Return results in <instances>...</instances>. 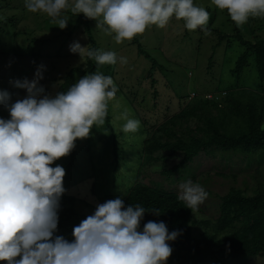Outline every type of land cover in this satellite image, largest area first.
I'll return each mask as SVG.
<instances>
[{
    "label": "clouds",
    "instance_id": "1",
    "mask_svg": "<svg viewBox=\"0 0 264 264\" xmlns=\"http://www.w3.org/2000/svg\"><path fill=\"white\" fill-rule=\"evenodd\" d=\"M226 10L237 26L250 18L264 17V0H211ZM27 11L42 12L63 30L69 22L64 13L83 14L95 28L113 35L116 43L132 40L150 25L165 27L175 18L187 30L206 31L209 13L194 0H24ZM69 51L87 56L97 66L127 62L110 50L91 49L78 41ZM43 65L33 79L10 81L26 95L13 101L0 91V105L9 118H0V261L6 264H166L170 243L181 230L168 231L163 221H148L139 204L125 207L120 196L96 205L91 215L72 229L73 239L56 235L65 169L54 162L66 157L77 140L87 139L91 129L104 125L108 102L118 91L110 76L87 73L67 90L54 96L40 84ZM125 133L136 132L140 121L122 112ZM179 199L195 209L208 193L198 183L179 185ZM149 213V212H148ZM151 214L160 216L157 211ZM19 257V259H17Z\"/></svg>",
    "mask_w": 264,
    "mask_h": 264
},
{
    "label": "rangeland",
    "instance_id": "2",
    "mask_svg": "<svg viewBox=\"0 0 264 264\" xmlns=\"http://www.w3.org/2000/svg\"><path fill=\"white\" fill-rule=\"evenodd\" d=\"M194 4L204 7L209 13V21L205 26L206 31L200 28L187 30L182 20L172 18L163 28L150 25L144 33L130 41L125 40L118 44L113 39L114 34L108 35L94 28L100 49L113 51L118 58L125 57L127 62L121 64L118 59L114 65L97 66L93 60L91 61L98 72L113 79L118 91L116 96L108 102L107 115L110 121H105L104 125L97 129L93 127L89 138L82 139L84 142L77 140V142L85 143L87 156L90 157L94 167V170L89 173L90 177L87 169L83 165L78 166L71 157L66 156L64 162L61 160L53 164V166L60 164L65 169L63 185L66 191L63 195L77 201L76 211L83 219L91 215L99 203L117 196L124 200L140 183H145L163 193H175L178 196L179 185L185 181L191 180L193 183L200 184L208 195L203 203L192 209L196 220L216 221L223 203L222 198L231 191H238L244 197L264 195L263 150L250 154L242 151L226 152L213 147L207 152L199 153L191 163L175 171L170 177L162 175L161 172L165 167H175L179 163L176 157L171 158L173 155L162 154L165 163L150 165L144 163L143 158L147 156V153L143 148V143L149 140L148 145L154 144L155 141L150 140L153 129L164 125L168 117L177 115L181 105H185L195 95L200 98L206 96V99H213L211 101L218 103L222 108L225 107V95L229 91L244 93L243 96L242 94L236 96V99L245 105L252 100L249 94L264 99V88L261 90L252 51L249 52L246 61L245 75L237 78L236 65L240 57L246 51L248 52L249 46L240 44L234 37L220 43L218 33H216L218 31L235 36L238 34L237 30H240L244 41L254 43L258 39H264V17H257L256 23H249L248 20L247 23L237 26L231 21L226 10L217 9L211 0H194ZM3 7L1 3L0 23L4 18L12 20L13 16L17 15L6 9L3 10ZM64 14L70 20L63 30L72 31L82 24L77 19V15H73L70 10ZM31 15L46 14L29 11L26 13L28 18L26 23L32 26V30H35L38 24ZM20 16L18 13L16 17L21 19ZM19 19V24H23ZM49 19L50 17L46 15L38 22L42 24L43 20ZM93 25H96V22L93 21ZM52 26V29L45 33L52 31L51 35H53L54 32L59 31L55 21ZM255 26L257 30H254ZM39 38L45 39V35ZM0 39L11 51H5L0 43V86L10 85L11 89L7 91L15 101L23 98L26 92L14 88L9 81L5 80L8 72H3V67H10L12 74H21V79L27 78L28 71L31 69L26 65V61L33 57L19 59L25 62L16 61L12 53L16 40L12 33ZM74 40L82 46H87L85 43L82 44L81 36L68 41L58 61L49 63V68L43 72L44 78L40 84L48 95L54 96L57 93L58 86L64 81L69 69L85 63L84 58L69 51V45ZM138 45H141L148 55L158 61L159 68L154 76L155 89L151 87L152 80L148 77L151 62L140 55ZM26 68L28 71L25 70ZM33 77L34 74L31 79ZM81 77L79 75L78 80ZM8 80L12 81L14 78ZM125 111L129 118L140 121V126L134 133L122 131L121 126L125 121L120 118V115ZM207 113L212 116L220 115L218 110L212 108H209ZM261 113L264 126V111ZM0 118H9L8 112L2 105L0 106ZM197 124L200 125L202 122L192 120L190 123H184L177 132L186 141L187 131L195 130ZM232 125L235 126V123L233 122ZM87 148L90 149L89 155ZM253 259L248 262L242 261L240 264H264V257L259 256ZM0 264H6V262L0 261Z\"/></svg>",
    "mask_w": 264,
    "mask_h": 264
},
{
    "label": "trees",
    "instance_id": "3",
    "mask_svg": "<svg viewBox=\"0 0 264 264\" xmlns=\"http://www.w3.org/2000/svg\"><path fill=\"white\" fill-rule=\"evenodd\" d=\"M1 3L5 7H3V10L6 9L21 15V19L16 17V15L13 16L12 20L4 18L1 21L0 37L6 38L12 33L16 40L12 50L16 61L25 62V60L19 59L33 57L26 61V65L31 69L30 71L27 68L25 69L29 73L27 77L29 80H31V76L35 73L37 66L43 65L45 69H48L49 63L58 61L63 49H65V44L75 37L81 36L83 39L82 44H87L91 49H100V43L95 38V25L92 26L94 20L84 17L83 14L77 15V19L82 23L80 26H76L72 31L61 30L57 27L59 31L51 35L52 31L48 34L45 32L52 29L54 20L50 18L49 20H43L42 24L38 22L46 15H31L38 24L35 30H32V26L26 23L28 19L26 13L28 11L25 8L24 0H0V6ZM18 19L23 24H19ZM257 21V17L249 19V23H256ZM234 25L236 24L234 23ZM20 27H24V29H20ZM254 30H257L256 26ZM216 33H218L220 43L226 40L229 41L230 38L234 37L240 44L249 46L248 52L246 51L240 57L236 65L237 78L239 79L241 75H245L246 61L249 52L252 51L257 78L260 81L261 90H263L264 39H258L254 43L244 41L240 30H237L238 34L235 36L218 31ZM44 35L45 39L39 38V36L43 37ZM0 43L5 51L11 52L3 41H0ZM138 50L140 55L151 62L148 77L152 80L151 87L155 89L156 80L154 76L156 71H158L157 68H159L158 61L148 55L141 45H138ZM82 58H84L83 61L85 63L67 71L64 81L58 86L57 92L67 90L68 87L78 80L79 75L83 77L87 73L90 74L97 71V68L91 62L92 59L86 55ZM30 61L31 64L29 65ZM3 72H8V75L5 76L6 81L10 82L8 79L13 78L14 80L21 79V74H12V69L8 66L3 67ZM10 89L8 84L0 86V91ZM240 94L243 96L244 93L233 91L226 93L224 108L220 107L218 103L211 101L213 99H206V96L200 98L196 97V95L185 105H181L177 115L168 117L164 125L159 126L155 130L153 129L150 140L155 141L154 144L148 145L149 140L143 143V148L147 153V156L143 158L144 163L147 165L165 163L162 154L173 155L171 158L176 157L179 163L175 167H165L161 172L162 175L170 177L175 171L181 170L183 166L191 163L199 153L207 152L213 147L226 152L242 151L250 154L256 151H264V126L261 119V112L264 111V99L249 94L252 100L245 105L236 99V96H240ZM209 108L218 110L220 115H209L207 113ZM190 120H197L202 122V124H197L195 130L189 129L187 131L188 138L184 141L177 130L184 123H190ZM105 121H110L108 115ZM233 122L235 126L232 125ZM82 142L76 141L74 149L67 157H71L72 161L77 163L78 166L83 165L87 169L89 176L90 171H93L94 167L90 157L87 156L85 143ZM87 152L89 155L90 149L87 148ZM64 158L62 157L57 161L61 162L63 160L64 162ZM54 163L58 162L55 161ZM91 190L93 192V189ZM123 201L125 207L131 204H139L146 209L147 212L140 222V230H142L146 222L151 220L156 222L163 221L169 232L173 230L182 231V234L175 241L169 242L172 253L166 264H240L242 261H253V258L259 256L264 257L263 194L244 197L238 191H231L222 198L223 203L216 221L211 219L196 220L192 209H188L186 203L179 199L177 194L163 193L145 183H140L134 187L129 196ZM76 205L77 201L74 198L62 195L56 235H61L69 241L73 239V227L78 225L83 219L79 212L76 211ZM153 211H157L160 216L151 214Z\"/></svg>",
    "mask_w": 264,
    "mask_h": 264
}]
</instances>
